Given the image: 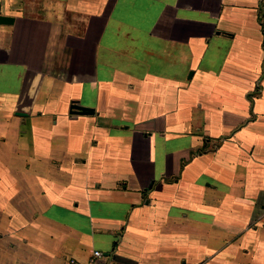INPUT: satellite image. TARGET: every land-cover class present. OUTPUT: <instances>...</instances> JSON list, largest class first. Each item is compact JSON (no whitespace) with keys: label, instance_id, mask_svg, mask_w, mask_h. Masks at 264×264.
I'll return each instance as SVG.
<instances>
[{"label":"crops","instance_id":"0c3cea01","mask_svg":"<svg viewBox=\"0 0 264 264\" xmlns=\"http://www.w3.org/2000/svg\"><path fill=\"white\" fill-rule=\"evenodd\" d=\"M0 17V264H264V0Z\"/></svg>","mask_w":264,"mask_h":264},{"label":"water","instance_id":"95a60500","mask_svg":"<svg viewBox=\"0 0 264 264\" xmlns=\"http://www.w3.org/2000/svg\"><path fill=\"white\" fill-rule=\"evenodd\" d=\"M12 22H13V19L6 18V17H0V25H10L12 24ZM71 110L77 111L78 113L76 114H83V115L93 113L91 109L80 108V107H77L76 105H72Z\"/></svg>","mask_w":264,"mask_h":264},{"label":"built area","instance_id":"2783aa9c","mask_svg":"<svg viewBox=\"0 0 264 264\" xmlns=\"http://www.w3.org/2000/svg\"><path fill=\"white\" fill-rule=\"evenodd\" d=\"M102 257L103 254L99 251H94L90 258L88 259V263L87 264H104L102 261ZM65 264H80L77 261H75L74 259H68L67 262Z\"/></svg>","mask_w":264,"mask_h":264}]
</instances>
